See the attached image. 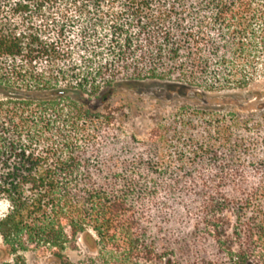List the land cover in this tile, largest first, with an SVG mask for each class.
<instances>
[{
	"label": "trees",
	"instance_id": "16d2710c",
	"mask_svg": "<svg viewBox=\"0 0 264 264\" xmlns=\"http://www.w3.org/2000/svg\"><path fill=\"white\" fill-rule=\"evenodd\" d=\"M11 1L0 0L1 264H264V105H201L255 80L264 0ZM83 19L94 50L68 64ZM134 85L185 103L137 138L115 118Z\"/></svg>",
	"mask_w": 264,
	"mask_h": 264
},
{
	"label": "rangeland",
	"instance_id": "374dc122",
	"mask_svg": "<svg viewBox=\"0 0 264 264\" xmlns=\"http://www.w3.org/2000/svg\"><path fill=\"white\" fill-rule=\"evenodd\" d=\"M18 1L12 0L11 2ZM39 20V17L35 16L33 22L35 24H38ZM84 22H86V20L83 19L82 24H87ZM82 28L85 29V33L82 34V36H84L85 38L83 39L84 43L80 44L79 39H77L78 41H76L75 39L74 41L77 44H67L69 47H71V55L64 57L68 64H71L70 61L82 64V62H84L85 60L90 59V55L92 54L91 52L94 50V47H91V45H93L92 39L90 43V25L87 24ZM49 29L51 28H47V30H42V32L45 33V41L56 39L55 32H52ZM253 60L255 63V73L253 75L255 80L248 85L246 90L236 93L237 96H234L231 92L211 93L210 96H213V99L209 102L214 103L201 102V105H206L213 109H218L220 107L229 108L232 106H243L248 110L243 112L244 114L256 112L255 110H258V107L263 106L264 51L259 48ZM157 90V87L154 85H134L133 87H131V89L129 88L124 90V93L127 95V97L125 99L119 97L122 99V101L116 103V106H122L121 110L124 112L125 115L122 116L120 114H116L115 118L117 122L123 127V131L125 133L134 134L137 138H142L146 135L147 131L153 123L158 122L162 118H165L171 112H173L175 108L180 106L182 103H185L181 98L177 96H173L172 99L160 98L161 96L158 95ZM248 90L249 92H258L260 94L261 99L255 100L251 96V94H248ZM6 207V203L4 201H0V217L5 213ZM66 255L70 261L75 263L77 260L81 259L83 252L67 250ZM23 258L25 260V264H53L47 262L43 257L36 256L32 253H25L23 255ZM3 260L10 262L11 257L0 256V264L3 262Z\"/></svg>",
	"mask_w": 264,
	"mask_h": 264
}]
</instances>
